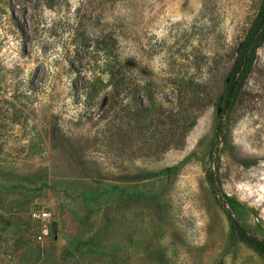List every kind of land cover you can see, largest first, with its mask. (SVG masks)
<instances>
[{"label": "rangeland", "instance_id": "1", "mask_svg": "<svg viewBox=\"0 0 264 264\" xmlns=\"http://www.w3.org/2000/svg\"><path fill=\"white\" fill-rule=\"evenodd\" d=\"M261 1L0 0V264H264L206 179L264 241Z\"/></svg>", "mask_w": 264, "mask_h": 264}, {"label": "trees", "instance_id": "2", "mask_svg": "<svg viewBox=\"0 0 264 264\" xmlns=\"http://www.w3.org/2000/svg\"><path fill=\"white\" fill-rule=\"evenodd\" d=\"M264 42V0L261 1L256 17L250 25L242 42L237 48L235 61L226 78V91L219 99V112L223 115L226 110L231 108L236 97L250 74L257 50ZM111 78H115V73H111ZM88 86L95 90L92 97H100L104 92L106 85L97 79L95 84L89 83ZM91 95H87V99H91ZM106 98V97H105ZM206 179L212 189L213 194L219 199L222 206L228 211L231 230L233 236L240 242L250 246L264 258V241L252 235L246 227H244L238 219H236L234 211V200L223 192L220 182V172L218 168L208 169L206 171Z\"/></svg>", "mask_w": 264, "mask_h": 264}, {"label": "built area", "instance_id": "3", "mask_svg": "<svg viewBox=\"0 0 264 264\" xmlns=\"http://www.w3.org/2000/svg\"><path fill=\"white\" fill-rule=\"evenodd\" d=\"M32 218L34 221L39 223L38 227V234H37V241L42 242L44 241L49 235V224L51 220V213L47 210H35L32 213Z\"/></svg>", "mask_w": 264, "mask_h": 264}]
</instances>
